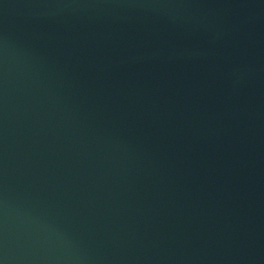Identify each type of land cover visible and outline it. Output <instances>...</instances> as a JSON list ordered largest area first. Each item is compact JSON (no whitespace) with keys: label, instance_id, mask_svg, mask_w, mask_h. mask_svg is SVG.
<instances>
[{"label":"water","instance_id":"95a60500","mask_svg":"<svg viewBox=\"0 0 264 264\" xmlns=\"http://www.w3.org/2000/svg\"><path fill=\"white\" fill-rule=\"evenodd\" d=\"M0 264H264V0H0Z\"/></svg>","mask_w":264,"mask_h":264}]
</instances>
